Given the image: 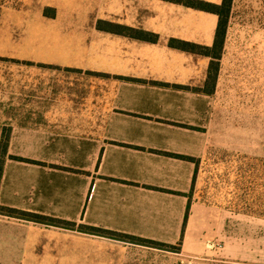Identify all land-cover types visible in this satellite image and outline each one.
Returning a JSON list of instances; mask_svg holds the SVG:
<instances>
[{
  "label": "crops",
  "instance_id": "0c3cea01",
  "mask_svg": "<svg viewBox=\"0 0 264 264\" xmlns=\"http://www.w3.org/2000/svg\"><path fill=\"white\" fill-rule=\"evenodd\" d=\"M41 1L0 4V63L14 64L0 82L9 137L0 204L181 245L168 251L0 214V264H177L171 254L181 264L212 254L232 212L195 194L214 143L207 125L218 79L206 90L210 57L167 40L211 46L217 15L164 0ZM99 20L159 40L99 30ZM253 40L263 62L264 28ZM241 80L245 89V71Z\"/></svg>",
  "mask_w": 264,
  "mask_h": 264
},
{
  "label": "rangeland",
  "instance_id": "374dc122",
  "mask_svg": "<svg viewBox=\"0 0 264 264\" xmlns=\"http://www.w3.org/2000/svg\"><path fill=\"white\" fill-rule=\"evenodd\" d=\"M255 28H264V0H232L214 115L207 125L214 143L198 163L195 194L229 208L232 217L227 237L212 254L184 255L181 264H264V215H258L264 214V61L256 59ZM10 66L0 63V82L14 71ZM6 130L0 126V157ZM171 255L179 264V256ZM169 262L175 261L168 256Z\"/></svg>",
  "mask_w": 264,
  "mask_h": 264
},
{
  "label": "trees",
  "instance_id": "16d2710c",
  "mask_svg": "<svg viewBox=\"0 0 264 264\" xmlns=\"http://www.w3.org/2000/svg\"><path fill=\"white\" fill-rule=\"evenodd\" d=\"M164 1L181 4L186 7L198 9V10L205 11V12L214 13L217 15L218 22L216 26L214 41L211 46L196 44V43L186 41L183 39H178V38H169L167 40V44L171 48L210 57V63H209V67L207 70V77L205 81V89L210 91L211 88L214 87L216 80H217V73L219 70V63H220L219 61L221 58V54H222V50H223V46H224V42L226 38V31H227V26L229 22V15H230V10H231L232 0H221L220 3H214V2L207 1V0H164ZM48 10L49 9L46 8L45 12L47 13ZM96 28L99 30L121 34V35L130 37V38H133V39H138V40L147 41V42H157L159 40V36L155 32L115 23L112 21L99 20L97 21ZM151 83L162 85V83L157 82V81H151ZM175 87H182V86L175 85ZM8 138L9 137L7 136L6 141L4 143L3 150H2V156L0 157V182H1V177H2L3 162H4L5 155H6V147H7ZM10 158L32 162V160L25 159V158L18 157V156L11 155ZM188 159L194 161L193 158H188ZM0 214L27 220V221L42 223L46 225H53V226H58V227H63V228L76 229L78 231L87 232L90 234H95V235H100V236H105V237H110L114 239L129 240L135 243H141V244H145V245L152 246V247H162L167 250H179L180 245H181V239L178 241L176 245H170L166 243L157 242L151 239L132 237V236H129L124 233L117 232V231H111L108 229L93 227V226L84 225V224H76L75 222H72V221H67V220L55 218L52 216L39 214V213L31 212V211H26V210H22L19 208L10 207L6 205H2V204H0ZM258 215H264V214L262 213Z\"/></svg>",
  "mask_w": 264,
  "mask_h": 264
}]
</instances>
